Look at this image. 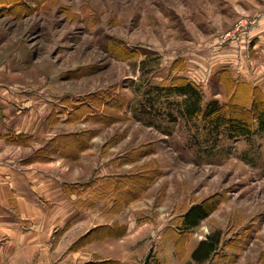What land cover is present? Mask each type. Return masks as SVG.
Returning a JSON list of instances; mask_svg holds the SVG:
<instances>
[{
	"label": "rangeland",
	"instance_id": "1",
	"mask_svg": "<svg viewBox=\"0 0 264 264\" xmlns=\"http://www.w3.org/2000/svg\"><path fill=\"white\" fill-rule=\"evenodd\" d=\"M179 77L204 103L264 99V0H0V163L57 164L114 202L97 227L118 210L136 264H195L214 233L200 264H264V127L229 138L182 116Z\"/></svg>",
	"mask_w": 264,
	"mask_h": 264
},
{
	"label": "crops",
	"instance_id": "2",
	"mask_svg": "<svg viewBox=\"0 0 264 264\" xmlns=\"http://www.w3.org/2000/svg\"><path fill=\"white\" fill-rule=\"evenodd\" d=\"M11 159L0 163V264L137 263L135 229L126 225L120 231L111 224L120 223L118 210L107 222L106 235L97 227L114 202L106 210L103 201L89 204L88 185L73 188L79 182L70 181L68 171H58L57 164Z\"/></svg>",
	"mask_w": 264,
	"mask_h": 264
},
{
	"label": "trees",
	"instance_id": "3",
	"mask_svg": "<svg viewBox=\"0 0 264 264\" xmlns=\"http://www.w3.org/2000/svg\"><path fill=\"white\" fill-rule=\"evenodd\" d=\"M168 93L183 97L184 106L182 116L201 121L211 128L221 129L229 138L233 136H249L256 128L264 127V99L256 90L255 95L246 105L245 110L230 102L220 104L218 101L204 103V94L195 82L184 77L176 78L167 89ZM209 210L203 205L191 207L184 215L183 223L187 227L196 226L201 219L207 217ZM219 233L208 235L200 240L191 253L195 264L207 260L215 253L219 244Z\"/></svg>",
	"mask_w": 264,
	"mask_h": 264
}]
</instances>
